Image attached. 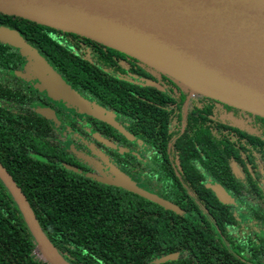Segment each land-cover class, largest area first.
Returning a JSON list of instances; mask_svg holds the SVG:
<instances>
[{
  "label": "flooded vegetation",
  "instance_id": "flooded-vegetation-1",
  "mask_svg": "<svg viewBox=\"0 0 264 264\" xmlns=\"http://www.w3.org/2000/svg\"><path fill=\"white\" fill-rule=\"evenodd\" d=\"M49 28L41 29L97 72L94 83L68 73L19 32L24 46L0 40V92L10 86L19 98L5 106L29 112L31 121L25 124L44 129L64 152L58 154L61 163L97 188L123 189L137 200L159 204L103 180L120 171L171 201L178 208H167L173 212L189 214L183 208L187 204L193 216L179 221L207 231V264H264V117L193 91L114 47ZM59 81L89 110L112 121L52 91ZM97 84L100 90L93 88Z\"/></svg>",
  "mask_w": 264,
  "mask_h": 264
},
{
  "label": "water",
  "instance_id": "water-1",
  "mask_svg": "<svg viewBox=\"0 0 264 264\" xmlns=\"http://www.w3.org/2000/svg\"><path fill=\"white\" fill-rule=\"evenodd\" d=\"M0 12L114 47L193 91L264 117V0H0ZM0 40L26 45L23 36L7 26H0ZM51 89L112 121L109 115L89 110L63 82ZM0 179L34 237L40 258L50 264H73L46 235L26 195L1 162ZM103 180L178 209L120 171ZM176 255L156 258L153 264Z\"/></svg>",
  "mask_w": 264,
  "mask_h": 264
},
{
  "label": "trees",
  "instance_id": "trees-1",
  "mask_svg": "<svg viewBox=\"0 0 264 264\" xmlns=\"http://www.w3.org/2000/svg\"><path fill=\"white\" fill-rule=\"evenodd\" d=\"M0 22L15 27L26 40L48 51L47 57L68 73L94 83L97 72L87 61L64 52L55 38L41 29L49 27L2 12ZM101 87L93 85L94 89ZM16 94L10 86L4 95L0 92V162L6 164L42 229L68 261L151 264L156 258L178 253L175 259L159 264H207V231L200 224L179 221L193 216L187 204L183 208L189 214L185 215L137 200L123 189L108 193L97 188L98 183L61 163L58 154H65L44 129L32 130L25 124L31 121L29 112L17 113L5 106L19 100ZM168 194L174 196L173 192ZM35 248L34 237L0 179V264H50L34 255Z\"/></svg>",
  "mask_w": 264,
  "mask_h": 264
},
{
  "label": "rangeland",
  "instance_id": "rangeland-1",
  "mask_svg": "<svg viewBox=\"0 0 264 264\" xmlns=\"http://www.w3.org/2000/svg\"><path fill=\"white\" fill-rule=\"evenodd\" d=\"M34 255H35L36 257L40 258V254H39L37 251L34 252Z\"/></svg>",
  "mask_w": 264,
  "mask_h": 264
},
{
  "label": "bare ground",
  "instance_id": "bare-ground-1",
  "mask_svg": "<svg viewBox=\"0 0 264 264\" xmlns=\"http://www.w3.org/2000/svg\"><path fill=\"white\" fill-rule=\"evenodd\" d=\"M47 26V25H46ZM40 256L42 257V255L40 254Z\"/></svg>",
  "mask_w": 264,
  "mask_h": 264
}]
</instances>
